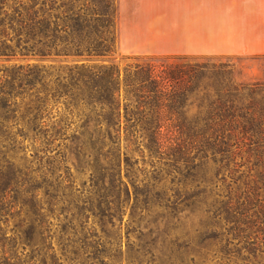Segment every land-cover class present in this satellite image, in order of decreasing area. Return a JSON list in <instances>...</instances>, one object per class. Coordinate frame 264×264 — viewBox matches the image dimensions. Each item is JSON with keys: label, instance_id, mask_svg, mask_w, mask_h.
I'll list each match as a JSON object with an SVG mask.
<instances>
[{"label": "trees", "instance_id": "1", "mask_svg": "<svg viewBox=\"0 0 264 264\" xmlns=\"http://www.w3.org/2000/svg\"><path fill=\"white\" fill-rule=\"evenodd\" d=\"M116 42L114 0H0V264H114L108 229L155 189L203 206L213 264H264L261 85L188 55L90 64Z\"/></svg>", "mask_w": 264, "mask_h": 264}, {"label": "rangeland", "instance_id": "2", "mask_svg": "<svg viewBox=\"0 0 264 264\" xmlns=\"http://www.w3.org/2000/svg\"><path fill=\"white\" fill-rule=\"evenodd\" d=\"M114 1L117 24L115 50L108 56L91 58L90 64L123 66L127 57L157 54L166 49L168 41L147 39L144 34L151 15L157 12L159 0ZM192 59L223 67L237 81L259 84L264 91V80H255V77L264 75L263 58L193 56ZM60 60L62 58H51L48 62L57 63ZM22 61L18 59L17 62ZM257 100L264 105L260 98ZM28 144L25 142L23 146ZM56 145L58 143L53 146ZM140 160L138 169L148 170ZM166 194L170 193L158 189L150 191L149 199L153 197V200L147 205L141 203L140 196L137 197L139 202L133 205L132 194V207L126 211L122 224L116 222L115 228L107 231L110 239H113V249L117 255L114 264H213L212 252L218 243L208 238L211 221L203 215V206L194 203L188 208L180 205L174 207L175 211L167 210L163 207ZM144 208L147 210L144 211ZM258 263L262 264L260 259Z\"/></svg>", "mask_w": 264, "mask_h": 264}, {"label": "crops", "instance_id": "3", "mask_svg": "<svg viewBox=\"0 0 264 264\" xmlns=\"http://www.w3.org/2000/svg\"><path fill=\"white\" fill-rule=\"evenodd\" d=\"M151 16L145 37L168 45L150 55L264 59V0H159Z\"/></svg>", "mask_w": 264, "mask_h": 264}]
</instances>
